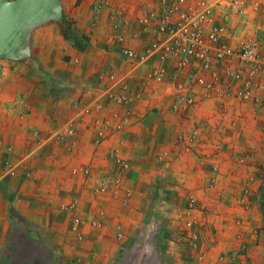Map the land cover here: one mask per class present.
I'll return each instance as SVG.
<instances>
[{
  "label": "crops",
  "instance_id": "obj_1",
  "mask_svg": "<svg viewBox=\"0 0 264 264\" xmlns=\"http://www.w3.org/2000/svg\"><path fill=\"white\" fill-rule=\"evenodd\" d=\"M238 1L264 57V0ZM59 2L71 37L0 62V264H264V107L196 86L170 109L158 57L119 53L160 0Z\"/></svg>",
  "mask_w": 264,
  "mask_h": 264
},
{
  "label": "built area",
  "instance_id": "obj_2",
  "mask_svg": "<svg viewBox=\"0 0 264 264\" xmlns=\"http://www.w3.org/2000/svg\"><path fill=\"white\" fill-rule=\"evenodd\" d=\"M184 0L160 2V14H151L141 24L154 38L142 52L120 47L119 52L131 62L156 55L158 66L153 73L155 83L166 82L173 95L172 110L194 103L193 89L213 92L239 100H253L264 107V82L258 77L264 65L257 45L244 44L235 51L226 42L232 28L216 22L210 11L204 12L205 2H199L197 14L181 10ZM175 14V15H174ZM123 42V37L116 39ZM233 60L231 65L225 59ZM226 62H223V61ZM173 61V69H167ZM236 86V87H235ZM193 205L194 200H190Z\"/></svg>",
  "mask_w": 264,
  "mask_h": 264
},
{
  "label": "water",
  "instance_id": "obj_3",
  "mask_svg": "<svg viewBox=\"0 0 264 264\" xmlns=\"http://www.w3.org/2000/svg\"><path fill=\"white\" fill-rule=\"evenodd\" d=\"M62 20L59 0H0V59L22 61L33 26Z\"/></svg>",
  "mask_w": 264,
  "mask_h": 264
},
{
  "label": "rangeland",
  "instance_id": "obj_4",
  "mask_svg": "<svg viewBox=\"0 0 264 264\" xmlns=\"http://www.w3.org/2000/svg\"><path fill=\"white\" fill-rule=\"evenodd\" d=\"M161 1H163V0H160V2ZM168 1L170 3H173L174 0H168ZM160 2L158 3L159 9H160ZM186 2H187V0H184V3L179 5V6H181V10L182 11H185V12L189 13L190 15L191 14H197L199 9H200L199 2H205V8L203 10L204 12L210 11V13L214 16L216 22H218L220 24L228 25V26H230V28H232V34H228V37L226 38V42L231 45L233 50H235V51L239 50L246 43H253V44L257 45L258 51L260 50L259 51V55L262 58H264L262 56V54L260 53L262 46L259 43V38L258 39L257 38H255V39L240 38V33L235 28V26H237V25H234V24H236L235 21L239 20L240 16L244 14L243 4L240 3L238 0H213V1H210V3H207L206 0H193L192 1L193 2V6L190 7V8L189 7L185 8ZM216 10H218L217 14H220L219 18L216 17V15H215V13L217 12ZM159 14H160V10L155 15H159ZM230 14H231V18L229 17ZM51 26H53V27L54 26H58L57 30H56L57 32H59L61 35L63 34L64 37H66V36L67 37H71V32L69 31L70 29L67 26L63 28L61 26V21L58 22V21L53 20V19H48V20L44 21L43 23H41L40 25L33 26L32 30L36 31V33H40L41 31L45 32V30H48L49 27H51ZM61 31H63V32L61 33ZM42 36L43 35H39L40 38ZM231 36H233L235 38L234 41H231L229 39ZM29 39H28V53L26 54V56L24 57L22 62H24V61L27 62L28 61V62L31 63V62H35V54L33 53V47L29 44ZM225 60L228 63H231V65H235V63H233V60H230L228 58L225 59ZM225 60L223 62H226ZM5 61L19 62V61L7 60V59H0V62H5ZM172 63H173V61H172ZM258 79H259V81H263L264 82V65L262 66V70H261V72L259 74ZM263 93H264V91H263ZM172 101H173V99H172ZM260 170H262V168H260V167H256L255 168V171L257 173H259ZM261 200H262V197L259 199V201L261 202Z\"/></svg>",
  "mask_w": 264,
  "mask_h": 264
}]
</instances>
